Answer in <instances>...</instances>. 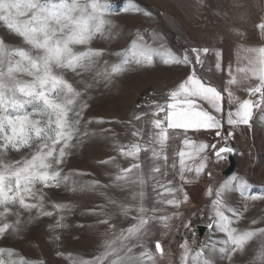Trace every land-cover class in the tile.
<instances>
[{
    "label": "snow or ice",
    "instance_id": "snow-or-ice-1",
    "mask_svg": "<svg viewBox=\"0 0 264 264\" xmlns=\"http://www.w3.org/2000/svg\"><path fill=\"white\" fill-rule=\"evenodd\" d=\"M198 2L202 4L203 0ZM109 7L107 2L102 3L101 0H0V24L22 38L26 45L8 48L0 40V238L21 231V211L36 210L37 214L44 216L54 214L45 210L44 189L64 185L72 191L78 190L77 182L71 179L72 174L63 173L61 165L71 149L77 147L81 137L89 134L86 130L81 131L82 114L87 104L83 101L84 93L65 78V72L70 71L77 76L94 73L95 78L110 82L113 77L133 67L151 65L154 57L159 56L166 65L190 66L191 72L167 92L163 103L152 101L150 112L133 116V120L143 121V124L133 125V141L118 146L119 154L132 163L126 168L116 165L117 172L112 177V184L121 188L138 186L140 191L133 194V199L138 197L139 204L133 207L118 204L115 200H110V203L117 205L124 216L135 211L137 215L133 219L136 223L119 235L113 233L111 239H105L104 250L92 260H73V264H158L144 241L150 234L149 225L153 220L159 221L167 230L171 227L168 222L172 217L166 214L147 215L148 212H162V209L144 206L143 187L147 179L153 180L158 186L153 189L160 197L157 202L179 208L181 203L188 200V195L182 187L171 186L172 180L161 182V178L168 174L167 169L171 167L181 181L190 182L185 173L194 172L199 177L205 171L208 149L213 150L211 155L217 158L216 162L226 159L224 154L230 155L235 151L226 143L232 132L223 137L225 146L219 148L184 135L182 147L174 153L171 165L167 149L169 142L177 135L175 130H182L185 134L189 130L214 131L217 137H221L224 123L230 127H251L254 110L259 108L264 111V46L244 49L249 53L245 57L247 63L243 66L238 63L235 71L229 65V78L222 90L197 73L196 66H203L202 54L206 56L210 51L208 48H192L194 59L190 58L187 50L183 56H178L171 49H164L162 44L159 48L153 47L140 32L136 33L127 49L115 53L119 57L118 62L109 65L105 60L101 69L99 61L104 55L103 50L88 45L97 36L111 35L114 25L106 19L110 15ZM133 10L137 13L141 11L138 7ZM143 15L151 16V13L144 11ZM256 27L264 35V19ZM215 57V68L223 71L222 53L215 52ZM237 89H243L249 96L258 94V99L241 100L235 94ZM225 99L229 105L227 111L224 108ZM200 102H205L212 111L206 110ZM145 116H150V120L145 121ZM146 126L149 129L147 133ZM21 149H28L30 155L15 161L6 159L8 151L19 152ZM142 152L151 162L147 177ZM114 160L115 157H110L100 163L110 164ZM188 161H192V164ZM207 175L211 178L212 172L208 171ZM103 187L108 185L92 180L81 184L79 190L95 191ZM250 187L245 177L233 175L215 191L212 187L208 188L207 194L214 195L209 228L223 233L225 238L202 245L194 254L185 240L180 245L181 264H189L190 260L191 264H213L210 254L217 250L236 264L232 257L246 253L254 240L258 241L259 249L252 264H264V227L240 229L236 225L242 213L227 203L232 192H238L246 201L264 199L248 195ZM179 194L183 195L182 200ZM52 208L60 213L71 210L67 204L54 203ZM9 216H14L15 220L9 222ZM63 219L64 216L60 215L56 221L57 227L65 226ZM259 222L256 219L251 221L253 225ZM99 223L109 225L110 229L115 227L106 218L100 219ZM184 227H190V224ZM137 247L142 249L138 254L134 252ZM155 252L161 257L165 255L160 241L155 242ZM4 253H7L8 259L0 258V264H32L23 257L12 259L16 255L13 249L0 248V256Z\"/></svg>",
    "mask_w": 264,
    "mask_h": 264
},
{
    "label": "rangeland",
    "instance_id": "rangeland-1",
    "mask_svg": "<svg viewBox=\"0 0 264 264\" xmlns=\"http://www.w3.org/2000/svg\"><path fill=\"white\" fill-rule=\"evenodd\" d=\"M101 2L109 4L110 15L106 16V19L111 20L114 25L110 36H97L88 45L93 49L103 50L104 55L99 61L101 69L105 60L109 65L118 62L119 57L115 53L127 49L135 39L136 33L140 32L153 47L159 48L162 44L164 49H171L178 56H183L187 50L190 58L194 59L192 48H208L209 53L206 56L202 54L203 66H196L197 73L205 75L211 72V69H215V52H221L224 45L228 44L252 43L258 34L256 25L261 22V0H203L202 4L198 0H101ZM135 7L141 11L135 12L133 10ZM144 11L150 12L151 16L143 15ZM0 40L8 48L26 47L22 38L2 24ZM190 72V66L166 65L159 56L154 57L151 65L133 67L130 71L113 77L110 82L95 78L94 73L77 76L70 71L65 72V78L84 93L83 101L87 104L82 114L81 131L86 130L89 134L81 137L77 147L71 149L70 155L61 165L63 173L72 174L71 179L77 182L78 190L72 191L64 185L44 189L45 210L54 214L44 216L37 214L36 210L21 211V231L0 238V248L13 249L16 255L12 259L18 260L23 257L32 264H73V260H92L100 255L104 250L105 239H111L113 233L119 235L121 231L136 223L133 219L137 215L135 211L124 216L117 205L110 203V200H115L118 204H129L133 207L139 204L138 197L133 199V194L140 191L138 186L128 185L121 188L112 184V177L117 172L116 165L126 168L132 163L130 159H125L119 154L118 146L133 141L134 138L131 136L133 125L143 124V121L133 120V116L150 112L152 101L163 103L167 98V92L177 86ZM138 105L141 107H137ZM150 118L145 116L144 120ZM88 121L91 123H87ZM148 130L146 126L145 133ZM176 133L167 149L169 165L172 163L174 153L182 147L179 132ZM224 136L226 134L215 139L210 145L217 146L219 139H223ZM228 138H232V142L227 143V146L235 150V169L230 175H225L227 168L218 169L217 158L211 155L212 149H208L207 168L199 177H196L194 172L185 173L190 182L181 181L176 170L171 167L167 169L168 174L161 178V182L172 180L171 186L182 187L183 192L188 195V200L181 203L179 208L159 204L157 201L160 197L157 196V191L153 190L158 186L153 180L147 179L143 187L144 206L162 209V212L155 214L148 212L147 215L166 214L172 217L168 222L171 227L167 230L159 221L153 220L149 225L150 234L144 241L158 264H181L180 245L185 240L194 254L202 245L225 238L223 233L209 228L214 199V195L207 194L209 187L215 191L231 176H243L251 185L248 195L264 197V111L257 108L249 133L243 142L238 141L233 135ZM29 155L28 149H21L19 152L10 150L6 159L15 161ZM110 157H115L112 163H100ZM141 159L144 161L143 167L147 177L151 162L143 152ZM188 163L192 164V161ZM208 171L212 172L211 178L207 175ZM92 180H98L108 187L95 191L79 190L81 184ZM179 198L182 200L183 195L179 194ZM54 203L70 205L71 210L57 212L52 208ZM227 203L242 213L236 225L240 229L264 227V199L246 201L238 192H232L227 198ZM60 215L64 216L62 221L64 227L56 226ZM105 218L115 226L114 229L99 223L100 219ZM253 219L260 222L253 225L251 223ZM8 220L12 222L15 217L9 216ZM186 224H190V227H184ZM199 228H204L201 235ZM156 241L161 243L165 253L163 257L155 252ZM258 249L259 243L254 240L250 242L246 253L235 255L232 260L236 264H252ZM141 250L139 247L134 248L137 254ZM210 256L213 264H232V261L218 250ZM0 258L7 260V253Z\"/></svg>",
    "mask_w": 264,
    "mask_h": 264
},
{
    "label": "crops",
    "instance_id": "crops-1",
    "mask_svg": "<svg viewBox=\"0 0 264 264\" xmlns=\"http://www.w3.org/2000/svg\"><path fill=\"white\" fill-rule=\"evenodd\" d=\"M264 19V0H261V20ZM264 46V35H262L259 30L258 34L255 37L254 41L252 43H247V44H240V45H224V47L221 50L222 57H221V65L223 71H219L216 68L211 69V72L205 73V75H199L203 79L207 80L208 82L214 84L216 87L220 88L221 90L223 89L224 84L226 83L227 79L229 78L227 75L229 65L232 66L233 71H235L236 67L238 66V63L240 66H243L247 63L245 60V57L249 55V53L245 52L244 49L249 48V47H262ZM184 77L182 80L186 79ZM181 80V81H182ZM180 81V82H181ZM179 82V83H180ZM251 83H254L252 81ZM176 87V86H175ZM173 87V88H175ZM235 88V86H233ZM172 88V89H173ZM171 90V89H170ZM236 96L243 100V99H250L249 94L244 91L243 89H237L235 90ZM226 96V93H225ZM258 99V98H257ZM255 99V100H257ZM253 100V101H255ZM202 106L208 110L212 111V109L205 103V102H200ZM224 108L225 111L228 110L229 105L227 104V100L225 99L224 101ZM256 110H254L253 113V119L256 113ZM252 119V121H253ZM251 121V124H252ZM176 132H179V136L181 137L180 143L182 144V139L184 135H187L190 139L196 140L198 142H204V143H212L215 139L218 137L215 135L214 131H199V132H193L189 130L186 134L183 133L182 130H175ZM228 132H232L233 136L240 141L243 142L244 138L247 136L249 133V127L246 125H238L236 127H230L226 123H224V127L222 129V135L227 134Z\"/></svg>",
    "mask_w": 264,
    "mask_h": 264
},
{
    "label": "built area",
    "instance_id": "built-area-1",
    "mask_svg": "<svg viewBox=\"0 0 264 264\" xmlns=\"http://www.w3.org/2000/svg\"><path fill=\"white\" fill-rule=\"evenodd\" d=\"M249 98L252 99V100H255V99L258 98V94L249 96ZM231 142H232V138H228L227 141H226V143H231ZM217 143H218L217 148L225 146V139L221 138V139H219V141ZM216 166H218V169H220V168H222V169L228 168L227 159H224L223 161L218 162Z\"/></svg>",
    "mask_w": 264,
    "mask_h": 264
},
{
    "label": "water",
    "instance_id": "water-1",
    "mask_svg": "<svg viewBox=\"0 0 264 264\" xmlns=\"http://www.w3.org/2000/svg\"><path fill=\"white\" fill-rule=\"evenodd\" d=\"M234 154H235V152H233L230 155L229 154H226L227 161H228V164H229L228 168L225 171V175L226 176L230 175L234 171V169H235ZM198 231H199V234L201 235L204 232V228H199Z\"/></svg>",
    "mask_w": 264,
    "mask_h": 264
}]
</instances>
